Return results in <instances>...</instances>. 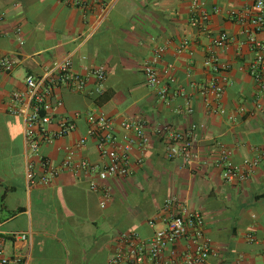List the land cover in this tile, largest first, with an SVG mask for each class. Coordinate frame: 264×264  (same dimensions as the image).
<instances>
[{
    "label": "crops",
    "instance_id": "obj_1",
    "mask_svg": "<svg viewBox=\"0 0 264 264\" xmlns=\"http://www.w3.org/2000/svg\"><path fill=\"white\" fill-rule=\"evenodd\" d=\"M254 1L200 0L209 19L195 28L193 0H0V53L19 61L12 73L0 71V240L8 258H21L13 264H110L120 236L134 234L145 240L164 227L158 223L151 228L149 222L168 217L169 199L179 204L172 212L183 207L204 214L216 251L205 264H264V198H258L264 197V159L250 179L235 184L224 181L214 160L221 143L233 150L238 164L256 159L264 148V97L256 104L259 88L247 70L255 54L247 44L246 27L229 17L233 10L251 11ZM222 33L231 43L225 50L214 49L213 39ZM258 39L264 42V31ZM186 40L189 50L178 53ZM163 45L168 51L161 71L170 68L176 79L172 93L185 91L192 115L185 111V97L166 105L146 82L143 67ZM211 50L229 66L230 82L220 102L227 111L224 116L210 112L200 92L216 77L206 66ZM67 59L81 72L105 66L104 91L114 97L98 107L93 78L85 93L58 90L64 102L59 116L81 117L74 133L42 145L43 159L57 166L63 163L67 148L86 135L88 113L148 126L151 142L144 163H138L141 153L134 151L131 175L106 183L112 190L106 207L102 193L90 190L96 177L66 171L50 186L35 187L27 177L30 163L37 176L45 169L41 160L29 156L26 122L11 113L12 96L26 92L28 76L41 77L54 63ZM208 98L214 100V92L209 91ZM192 125L198 127L194 160L168 159L157 130ZM56 126L55 122L50 129ZM77 159L100 165L96 141L89 140ZM15 233L28 240L12 238ZM186 246L183 241L179 249Z\"/></svg>",
    "mask_w": 264,
    "mask_h": 264
},
{
    "label": "built area",
    "instance_id": "obj_2",
    "mask_svg": "<svg viewBox=\"0 0 264 264\" xmlns=\"http://www.w3.org/2000/svg\"><path fill=\"white\" fill-rule=\"evenodd\" d=\"M103 3V0H95ZM77 6H83L81 1H76ZM191 23L195 28H201L209 19L200 0H193ZM232 21L246 27L247 44L254 52V59L247 70L255 80L259 88L256 104L264 97V42L258 39V34L264 31V0H255L251 11L230 12ZM4 21L0 14V24ZM20 32V30H18ZM231 39L227 33H222L213 39V48L225 50L229 47ZM190 41H184L178 53L189 50ZM168 51V45H163L155 50L152 57L146 61L143 72L148 86L154 89L158 99L170 105L178 96L185 97V91L180 89L172 93L176 79L171 74L170 68L161 71L160 64ZM16 57L5 56L0 53V71L10 74L18 66ZM206 66L215 74L214 82L210 86L203 85L200 89L204 96L208 110L216 115L224 116L226 109L221 105V99L229 84V66L223 64L215 51L211 50L207 58ZM84 72V73H83ZM78 71L73 67L70 59L56 62L41 77L28 76L25 80L26 92H16L11 99L10 111L14 115L22 116L26 122V138L29 156L42 161L45 173L42 176L35 174L32 163L28 167V180L30 187L50 186L60 175L66 171L76 176L81 174L96 177L90 183V190L100 192L103 195L102 206L112 199V190L106 185L111 179L127 178L132 173L134 151L138 150L141 157L139 164H143L150 146L148 126L144 121L123 120L118 121L103 113H88L85 116L87 122L86 135L80 139L74 147L67 148V155L59 166L43 159L41 148L44 143H52L57 139L66 138L77 130V121L81 117L59 116V111L64 108V102L56 93L58 90L67 89L73 93H85L89 87L90 79H95L99 96L104 94V85L108 79V69L105 66L86 67L84 71ZM209 91L214 92L215 99L210 101ZM179 109V113L182 112ZM185 111L192 115L194 110L191 100L185 97ZM245 114L246 110H239ZM232 122L236 117L228 116ZM57 123L56 129L50 127ZM118 128L121 133L118 132ZM157 134L165 145V153L168 159H184L191 163L195 158V147L198 141V127L192 125L188 129L178 130L171 126H165L157 130ZM89 140L97 143L102 163L95 165L88 160L77 159V155L86 146ZM215 165L222 171L224 181L230 184L244 182L250 179L254 171L264 159V148L256 159L246 160L241 164L234 161V152L224 144H218ZM176 199H169L165 203L166 219L158 217L149 222L151 228L158 223L164 227L148 239H140L134 234H123L119 238L117 251L110 264H205L210 257L216 254L213 241L206 233V219L204 214L188 211L181 207L177 212L172 208L178 206ZM180 207V206H179ZM12 238L27 241L25 234L15 233ZM251 242L256 239L249 236ZM185 241L186 248L181 251L179 245ZM21 258L10 259L6 256L3 242L0 240V264L20 263Z\"/></svg>",
    "mask_w": 264,
    "mask_h": 264
},
{
    "label": "trees",
    "instance_id": "obj_3",
    "mask_svg": "<svg viewBox=\"0 0 264 264\" xmlns=\"http://www.w3.org/2000/svg\"><path fill=\"white\" fill-rule=\"evenodd\" d=\"M114 95L110 93V91L104 92L99 98L95 100V103L98 107L105 105L106 103L110 102L113 99ZM259 199L264 197H258Z\"/></svg>",
    "mask_w": 264,
    "mask_h": 264
}]
</instances>
